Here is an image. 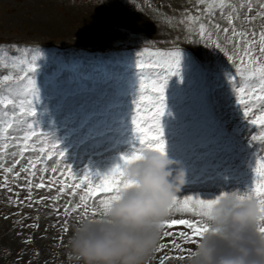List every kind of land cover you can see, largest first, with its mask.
<instances>
[{"label":"rangeland","instance_id":"1","mask_svg":"<svg viewBox=\"0 0 264 264\" xmlns=\"http://www.w3.org/2000/svg\"><path fill=\"white\" fill-rule=\"evenodd\" d=\"M250 2L251 15L255 16L256 6L264 0ZM248 3L225 0V15H221L218 0L203 4L197 0H0V77L20 72L13 67L14 61L37 55L25 52V48H39L43 53L36 74L40 87L36 136L31 138L23 124L5 132V123L0 120V264H70L65 245L82 209L65 215L64 207L69 202L80 203L83 190L72 196L68 189L60 193L59 188L72 185L73 175H83L85 167L106 171L119 153L130 152L135 142L128 123L122 129L117 117L118 112L129 117V102L138 100L139 94L122 97L120 108L112 103L115 89L111 78L122 76L126 82L131 75L122 65L123 59L144 48L184 49L201 62L218 59L225 70L235 72V64L224 52L214 50V42L219 38L229 54L238 49L231 42L224 43V34H217L212 24L230 27L225 16L234 11L228 4H234L240 13L235 20L237 29L255 27L259 32V18L252 24L243 22L249 14ZM189 15L200 19L189 20ZM200 23L205 24L211 40L199 37ZM142 55L148 62L150 53ZM154 75L144 73L146 85ZM237 80L238 84H232L226 77L221 79L206 101L198 97V84L176 98L177 117L166 122L165 137L167 154L186 173L185 184L177 193L181 198L212 199L221 192H247L254 183L253 152L264 153V145L257 141L253 148L249 138L262 129L248 124L237 108L238 100L247 99L239 88L248 87L239 76ZM6 86L0 79V94ZM256 103L258 108L260 102ZM26 134L30 138L21 159L18 153ZM57 142L59 147L54 148ZM61 148L64 158L58 155ZM68 165L73 175H69ZM9 168L13 170L7 171ZM38 183L45 187H35ZM98 205L99 199L89 201L90 208ZM172 218L200 221L190 212L175 213ZM65 227L69 231L65 232ZM172 230L191 232L186 226ZM171 239L183 249L193 246L178 236ZM187 254L169 244L151 264H159L164 255L172 257L165 264H180L181 259L175 257Z\"/></svg>","mask_w":264,"mask_h":264},{"label":"snow or ice","instance_id":"2","mask_svg":"<svg viewBox=\"0 0 264 264\" xmlns=\"http://www.w3.org/2000/svg\"><path fill=\"white\" fill-rule=\"evenodd\" d=\"M205 0H197V4H203ZM221 9V15H225V0H218ZM215 6V5H213ZM228 7L234 11H228L225 18L230 27H223L221 23L214 22L213 29L217 34H224V43L231 42L233 47L238 49L237 52L229 54L228 50L222 47V42L219 38L214 42V50L219 49L227 56L229 61L235 64V72L225 70V66L218 59L212 62H201L191 52L184 49L165 50L144 48L141 52H136L131 57H125L122 65L125 69L131 72V75L125 78L122 76H114L111 78V84L115 89V97L113 106L116 108L122 107L121 98L129 95L139 94L138 100L129 102L130 115L126 117L124 113L118 112V123L122 127L128 123V129L131 132L133 141L131 143L132 150L130 152H120L118 160L111 165L106 171L91 170L85 167L83 175H73L71 165L67 166L69 175H73V184L59 188L60 193H65L69 190L72 196L78 195V189L83 190V194H79L80 203L73 205L69 202L64 207L65 215H71L73 212H78L82 209L83 215L87 216L89 211L92 214L97 212V207L89 206L90 200L99 199V205L107 201L110 194L121 187H127L132 181L126 180L123 174V165L134 160L140 159L142 151L145 149L155 150L167 153V140L165 137L166 122L174 121L177 117L175 101L180 95L186 93L193 84H198V97L206 101L215 91V86L219 81L226 77L232 84H238L237 76L243 80L248 87H240L239 91L247 97L236 102L237 108L241 111L243 118L250 125H256L262 129L258 134H254L249 138V144L256 148L255 142L259 141L264 145V2L259 3L256 15H251L252 4L249 0L247 5L249 14L243 17V22L252 24L259 18L260 31L256 28L237 29L235 20L239 18V10L234 4H228ZM200 12V9H196ZM187 11V10H186ZM189 20H199V16H188ZM230 33V35H229ZM198 35L201 39L205 37L209 40L212 35L206 33L205 24H199ZM194 43L196 41H193ZM25 52L35 51L36 56L31 60H21L19 63L13 62L14 68H19L20 72L12 74H4L0 79L7 82L6 90L0 94V120L4 121L6 132L12 129L16 124L26 125L31 138L36 136L35 129V113L36 103L40 98V87L37 81V70L39 68V60L43 55L39 48H25ZM142 53H150L145 62ZM239 57V63H236V57ZM27 68V70H25ZM150 75L155 74L150 81V85H146L144 73ZM163 72V76L160 73ZM250 89V90H249ZM145 93H150L145 95ZM257 101L259 106L257 108ZM252 105V107H249ZM242 106V108H241ZM11 113V115H9ZM32 121V123H28ZM40 135H43L41 130ZM29 135L26 134L22 140L24 147L18 153L23 158L27 152V142ZM59 142L54 143L53 147H59ZM7 147V146H5ZM58 155L61 158L65 157V151L61 148ZM19 164L20 161H15ZM34 169L36 166L32 164ZM9 168L7 171L11 172ZM27 171V168L24 169ZM252 171L254 173V183L249 187L247 193L255 195L261 205V215L264 217V153L261 151L253 152ZM17 177L20 173H15ZM33 175L35 173L33 172ZM6 179V177H5ZM78 181V182H77ZM37 188H43V183L35 185ZM104 194V195H100ZM228 194L221 192L212 199H203L190 195L175 196L173 198V207L175 213L190 212L194 216H200L201 212L214 204L222 195ZM239 195V192L234 193ZM43 199V198H41ZM59 214V209H56ZM173 217V216H172ZM67 225V220L64 221ZM176 226H186L188 231H173ZM208 230V225L202 224L196 219H176L171 218L164 222L163 234L160 238L159 246L156 249V254L167 249L169 244L182 252H190V249H183L182 246L176 243L173 237H179L184 241L195 243L196 237H200ZM264 232V226L259 229ZM67 232L69 229L64 228ZM165 238H169L165 242ZM169 255H164L159 259V264H165L166 260L171 259ZM176 259H183L184 256H176Z\"/></svg>","mask_w":264,"mask_h":264},{"label":"clouds","instance_id":"3","mask_svg":"<svg viewBox=\"0 0 264 264\" xmlns=\"http://www.w3.org/2000/svg\"><path fill=\"white\" fill-rule=\"evenodd\" d=\"M123 174L133 183L73 223L65 245L70 264H151L155 258L185 170L167 153L145 149L123 165ZM199 218L208 230L180 264H264V217L255 195H222Z\"/></svg>","mask_w":264,"mask_h":264}]
</instances>
